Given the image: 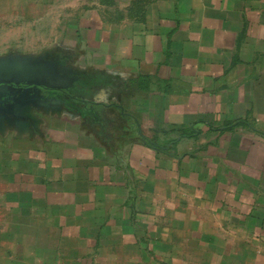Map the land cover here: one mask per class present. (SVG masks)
<instances>
[{"label": "crops", "instance_id": "1", "mask_svg": "<svg viewBox=\"0 0 264 264\" xmlns=\"http://www.w3.org/2000/svg\"><path fill=\"white\" fill-rule=\"evenodd\" d=\"M0 46V264H264V0H0Z\"/></svg>", "mask_w": 264, "mask_h": 264}, {"label": "water", "instance_id": "2", "mask_svg": "<svg viewBox=\"0 0 264 264\" xmlns=\"http://www.w3.org/2000/svg\"><path fill=\"white\" fill-rule=\"evenodd\" d=\"M36 68L33 66H18L10 60H0V94L2 91H7V86L10 82L18 81L20 76L29 77L35 74ZM18 76L14 78L15 76Z\"/></svg>", "mask_w": 264, "mask_h": 264}, {"label": "rangeland", "instance_id": "3", "mask_svg": "<svg viewBox=\"0 0 264 264\" xmlns=\"http://www.w3.org/2000/svg\"><path fill=\"white\" fill-rule=\"evenodd\" d=\"M128 13H133V9L131 11H128ZM15 53H21V52H16V50H10V46L3 47L0 46V60H8L12 57H14ZM27 55H21L19 58H24Z\"/></svg>", "mask_w": 264, "mask_h": 264}]
</instances>
